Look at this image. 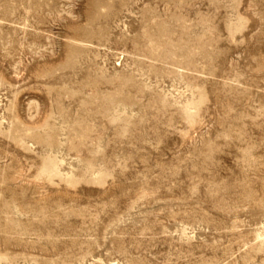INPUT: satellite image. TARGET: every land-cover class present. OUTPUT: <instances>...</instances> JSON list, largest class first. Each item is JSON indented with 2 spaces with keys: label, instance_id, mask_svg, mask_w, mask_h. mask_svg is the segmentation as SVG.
<instances>
[{
  "label": "rangeland",
  "instance_id": "obj_1",
  "mask_svg": "<svg viewBox=\"0 0 264 264\" xmlns=\"http://www.w3.org/2000/svg\"><path fill=\"white\" fill-rule=\"evenodd\" d=\"M0 264H264V0H0Z\"/></svg>",
  "mask_w": 264,
  "mask_h": 264
}]
</instances>
